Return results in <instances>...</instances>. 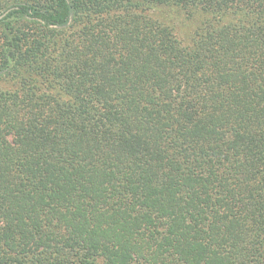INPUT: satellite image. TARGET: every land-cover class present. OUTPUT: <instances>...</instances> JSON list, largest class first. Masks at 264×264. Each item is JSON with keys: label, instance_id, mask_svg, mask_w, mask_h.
<instances>
[{"label": "trees", "instance_id": "trees-1", "mask_svg": "<svg viewBox=\"0 0 264 264\" xmlns=\"http://www.w3.org/2000/svg\"><path fill=\"white\" fill-rule=\"evenodd\" d=\"M0 264H264V0H0Z\"/></svg>", "mask_w": 264, "mask_h": 264}, {"label": "rangeland", "instance_id": "rangeland-1", "mask_svg": "<svg viewBox=\"0 0 264 264\" xmlns=\"http://www.w3.org/2000/svg\"><path fill=\"white\" fill-rule=\"evenodd\" d=\"M174 22L177 23V20L174 19Z\"/></svg>", "mask_w": 264, "mask_h": 264}]
</instances>
